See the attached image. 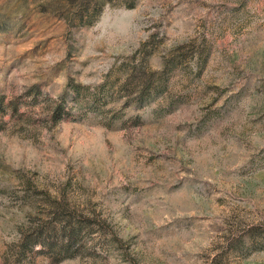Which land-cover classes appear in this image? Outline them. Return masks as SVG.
<instances>
[{
    "label": "rangeland",
    "instance_id": "rangeland-1",
    "mask_svg": "<svg viewBox=\"0 0 264 264\" xmlns=\"http://www.w3.org/2000/svg\"><path fill=\"white\" fill-rule=\"evenodd\" d=\"M143 44L152 69L186 53L170 111L156 110L166 95L71 109L68 83L108 80L111 94ZM62 195L91 224L73 255L20 254ZM0 264H264V0L115 2L73 27L34 0H0Z\"/></svg>",
    "mask_w": 264,
    "mask_h": 264
},
{
    "label": "trees",
    "instance_id": "trees-1",
    "mask_svg": "<svg viewBox=\"0 0 264 264\" xmlns=\"http://www.w3.org/2000/svg\"><path fill=\"white\" fill-rule=\"evenodd\" d=\"M40 7L42 12H51L52 14L64 19L68 27L89 25L98 19L103 9L107 4H113L115 2L121 3L124 6L131 8L135 6L136 0H34ZM181 47H175L166 55L162 56L159 68L152 69L147 65L145 56L147 50L145 44L140 49V57L130 59L124 63L125 79L122 83L115 85L112 89V93L109 92L105 86L107 84L113 87L108 80L104 83L95 86L93 92H90L89 86L81 84H71L73 91L74 105L72 110L84 108L87 111L95 112L101 107L99 103L103 100H115L123 99L125 106H132L134 108H140L146 104L157 100L159 97H163L167 94V83L171 71L183 63L186 53L181 50ZM196 62L200 64L202 62V56L197 53ZM69 92L65 90L60 95L59 101L53 107V118L57 120L63 110L65 109V103L67 102ZM114 94V95H113ZM169 96H165L166 104L160 105L156 110L158 112L170 111L172 104L176 101V97H173L168 92ZM115 96V97H113ZM180 98V97H178ZM103 112V111H102ZM116 111H112L110 114V122L116 118ZM47 205V206H46ZM47 214L45 218H41L36 225H33L32 230L26 234L21 241L20 254L23 253L25 246L32 247L37 243H43L50 253L56 256V259L62 257H68L73 255L74 247L80 243V235L83 229L90 228V222H85L82 212L70 207L68 199L62 195L59 200L57 197H47L46 199ZM97 226L99 220H96Z\"/></svg>",
    "mask_w": 264,
    "mask_h": 264
}]
</instances>
